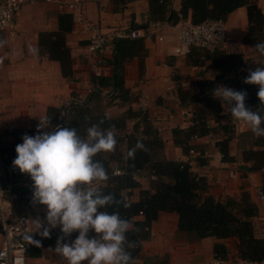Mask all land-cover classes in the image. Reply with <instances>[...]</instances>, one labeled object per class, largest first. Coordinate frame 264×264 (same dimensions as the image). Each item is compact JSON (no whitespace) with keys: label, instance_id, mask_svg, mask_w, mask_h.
<instances>
[{"label":"crops","instance_id":"1","mask_svg":"<svg viewBox=\"0 0 264 264\" xmlns=\"http://www.w3.org/2000/svg\"><path fill=\"white\" fill-rule=\"evenodd\" d=\"M124 1L122 10H114L112 0L89 3L84 7L82 21L72 19L71 31L65 35V44L70 51L71 77L62 76L59 63L40 55L38 49L39 33L56 32L57 17L64 12L37 1L21 9L16 19L15 38H7L0 32V153L9 154L2 163L0 175L6 197L12 205V216L28 214L34 231H40L39 226L47 214L45 205L32 202L30 177L12 167L16 157L12 148L22 143L17 137L37 134V125L48 115L49 108L60 111L52 125L60 122L61 126L74 128L72 109L86 104L91 115L100 114L116 120L115 151L97 154L112 173L125 166L130 136L156 131L163 143L159 157L173 161L189 160L191 171L206 179L210 195L219 199L239 198L242 192H246L258 209L253 219L256 235L264 237V199L260 200L255 192L262 185V172L251 169L252 162L243 161L240 151V142L241 146L244 143L240 134L251 130L243 122L233 119L221 101L212 96L216 85L244 90L252 98L257 96L259 86L243 82L249 70L264 64V57L255 51L253 45L243 41L248 33L246 6L227 15V45L213 51L217 54L211 60L210 57L204 58L205 52L183 56L173 53L180 21L174 25L165 21L170 17L168 8L178 12L182 0H171L170 7L165 6L157 13L151 10L154 0ZM256 4L264 16V0H256ZM186 20L191 21L190 11ZM157 22L168 24L155 33L163 35L164 40L159 42L154 35L151 39H134V46L123 50L118 65L114 62L113 47L94 55L86 51L93 26L103 31L140 29L147 33L152 31L151 24ZM120 89L126 91V99L122 98ZM246 106L258 107L255 103ZM196 116L206 121L208 134L189 142L197 149V154L189 157L176 143L175 133L191 127ZM86 128V125H80L75 129L85 132ZM228 136V154L233 158L230 162L222 160L216 146V142ZM200 151L206 160L203 166L195 159L200 156ZM234 168L239 172L235 178H230L228 172ZM134 178L139 186L130 191L129 199L137 202L141 190L151 189L153 177L148 169H144ZM108 181L100 183L102 188L109 186ZM142 219L138 215L134 220ZM177 222L176 213L160 212L150 225L149 239L141 243L140 252L134 258L135 264H213L216 261L241 264L235 239L206 237L196 240L178 231ZM216 243L226 246L225 260L215 257L213 246ZM27 264L68 262L54 251V247H44L41 256L28 257Z\"/></svg>","mask_w":264,"mask_h":264},{"label":"trees","instance_id":"2","mask_svg":"<svg viewBox=\"0 0 264 264\" xmlns=\"http://www.w3.org/2000/svg\"><path fill=\"white\" fill-rule=\"evenodd\" d=\"M112 1L114 10H122L126 3L124 0ZM169 2V0H154L151 10L157 13L165 6L170 7ZM240 6H246L248 18V33L243 41L250 45L264 41V31L262 30L264 16L258 8L256 0H182L181 8L178 12L168 8L170 17L165 22L174 25L181 19L186 20L189 11L191 12L190 22L192 24L216 19L225 20L229 13ZM57 20L58 30L56 32L39 33L38 49L40 55L59 63L62 76L71 77L70 51L65 44V35L71 31L72 16L67 13H61L58 15ZM133 46L134 39H118L114 42L113 57L115 65L121 62L120 56L124 55L123 50ZM200 52H205L204 58L210 57L209 59L211 60L217 54L207 50L201 51V49H195V47L189 53L190 55L193 53L199 55ZM121 91L122 98L126 99V91ZM248 103L260 105L257 96H254V98L246 96L245 104ZM59 112V109L56 108L48 109L51 122H53ZM72 113L75 116L72 122L74 128L80 125L88 127L101 119L105 121L104 128L117 125L115 119L100 114L91 115L86 104L74 107ZM56 124H60V122L53 123V126ZM79 134L83 137L85 132H79ZM206 134H208L206 121L196 116L191 127L175 133L176 143L188 156L191 150L197 154L196 145L189 142ZM20 138L18 136L17 140ZM240 138L244 139L242 146L240 142L242 159L246 162H252L251 169L262 172L261 188L264 192V137H256L251 131H248L240 134ZM137 140L143 141L147 151L137 150L134 158H129L127 153L124 162L125 166L120 170V175H113L105 161L101 160L97 155L94 157V159L99 160L104 165L110 176L109 186L102 188L100 185V188L105 194L112 193L121 201L119 205H113L102 210H106L109 213L117 211L122 218L128 220L134 226V230H130L127 233L129 240L137 242V246L134 249H130L133 259L139 254L142 241L149 239L150 225L158 218L159 213L173 212L178 217V231L187 233L196 240L206 237H214L218 240L233 238L236 240L235 248L242 261L255 262L264 260V237L256 235L253 224V219L257 216L258 209L246 192H242L239 198H215L208 193L206 179L191 171L189 160L173 161L159 157L163 143L156 131L152 130L148 134H142L141 136H130L127 143L128 152L135 146ZM229 140L230 136L216 142V146L222 155V160L228 162L233 160L228 154ZM12 150L15 153V147ZM199 154L200 156L195 157L197 163L202 166L206 165V160L201 157L203 152L200 151ZM144 169H148L153 177L150 183L151 189L141 190L139 201L132 202L129 199L130 191L139 186L134 177L137 172ZM138 215H141L143 219L140 221L134 220ZM39 233L40 231H35L31 238L40 241V246L29 240L27 254L30 258L40 257L41 250L44 247H55L56 240L61 235L59 228L50 230V238H44ZM77 235L78 232H73L67 238V242L75 239ZM213 251L216 258L220 260L226 259L227 248L224 244H214Z\"/></svg>","mask_w":264,"mask_h":264},{"label":"clouds","instance_id":"3","mask_svg":"<svg viewBox=\"0 0 264 264\" xmlns=\"http://www.w3.org/2000/svg\"><path fill=\"white\" fill-rule=\"evenodd\" d=\"M253 47L264 57V41ZM243 82L259 86L256 95L260 105L255 109L246 106L245 91L216 85L212 96L233 119L247 125L256 137H264V64L249 70ZM104 123L101 119L91 124L82 137L75 128L53 126L51 117L45 115L37 125V134L22 135V143L15 146L12 167L30 177L32 202L47 209L39 234L50 238V230L59 228L61 235L54 251L68 264H135L130 249L137 242L127 238L134 226L119 212L102 210L121 203L98 186L110 176L94 157L114 152L117 145L115 127L104 128ZM137 150L147 151L142 140H137L128 157L134 158ZM73 232L78 235L69 243L67 238ZM28 238L40 246V241Z\"/></svg>","mask_w":264,"mask_h":264},{"label":"built area","instance_id":"4","mask_svg":"<svg viewBox=\"0 0 264 264\" xmlns=\"http://www.w3.org/2000/svg\"><path fill=\"white\" fill-rule=\"evenodd\" d=\"M37 1L52 5L58 10L70 14L75 21H82L84 7L89 3L101 4L103 0H0V32L7 38L16 37V19L25 4H33ZM171 1V0H169ZM167 23L151 24V32L144 33L140 29H110L103 31L96 26L92 28V34L88 39L86 51L89 54L103 53L106 49L112 48L118 39H151L163 41V35L155 33L161 27H166ZM228 42L227 28L224 19L208 20L199 24H192L188 20H180L178 28V42L173 53L177 56L188 54L192 48H200L208 51L224 49ZM197 139V138H196ZM196 154L189 152V157ZM9 158V154L0 153V172L2 161ZM240 166V164H237ZM239 172L238 168L230 169V178H235ZM114 175H120V170H114ZM100 187V184L98 185ZM255 192L260 200L264 199V192L261 187H257ZM0 264H27V252L29 238L35 231L31 217L22 214L17 217L12 216V205L6 197V190L0 181ZM213 264H222L216 261ZM241 264H264L262 261H241Z\"/></svg>","mask_w":264,"mask_h":264},{"label":"rangeland","instance_id":"5","mask_svg":"<svg viewBox=\"0 0 264 264\" xmlns=\"http://www.w3.org/2000/svg\"><path fill=\"white\" fill-rule=\"evenodd\" d=\"M26 5H29V4H25V5H23V7L26 6ZM23 7H22V8H23ZM22 8H21V9H22ZM0 34H1V33H0ZM1 62H2V61H1V58H0V63H1ZM27 259H28V256H27Z\"/></svg>","mask_w":264,"mask_h":264}]
</instances>
